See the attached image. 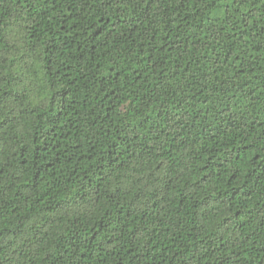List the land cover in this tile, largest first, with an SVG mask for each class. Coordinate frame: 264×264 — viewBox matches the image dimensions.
<instances>
[{"label": "trees", "instance_id": "1", "mask_svg": "<svg viewBox=\"0 0 264 264\" xmlns=\"http://www.w3.org/2000/svg\"><path fill=\"white\" fill-rule=\"evenodd\" d=\"M0 264H264V0H0Z\"/></svg>", "mask_w": 264, "mask_h": 264}]
</instances>
